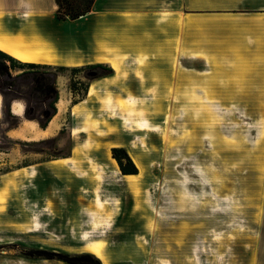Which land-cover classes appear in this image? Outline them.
I'll list each match as a JSON object with an SVG mask.
<instances>
[{"label": "rangeland", "instance_id": "1", "mask_svg": "<svg viewBox=\"0 0 264 264\" xmlns=\"http://www.w3.org/2000/svg\"><path fill=\"white\" fill-rule=\"evenodd\" d=\"M46 2L68 38L84 34L82 23L59 21L55 1ZM237 4L96 0L92 15L106 19L102 29L112 30L108 48L120 65L114 82L86 97L72 117L70 105L81 101L71 81L78 93L91 84L84 71L72 70L87 65L53 67L67 68L58 87L69 104L58 110V132L37 142L9 132L20 131L25 118L16 117L18 127L10 130L2 98L0 264H65L33 255L83 254L95 242L111 264H264V94H214L216 88L259 91L249 80L256 73L212 51L217 42L223 46L226 26L242 23L248 12ZM49 139L54 148L40 143ZM78 147L80 158L74 156ZM117 148L138 169L130 175L139 176L138 199L111 160ZM58 160L64 161L59 170L45 168ZM88 176L96 186L84 182ZM98 197L107 210L102 215Z\"/></svg>", "mask_w": 264, "mask_h": 264}, {"label": "crops", "instance_id": "2", "mask_svg": "<svg viewBox=\"0 0 264 264\" xmlns=\"http://www.w3.org/2000/svg\"><path fill=\"white\" fill-rule=\"evenodd\" d=\"M22 2L16 3V4H9L7 2H1L0 3V24H4V26H8L11 29H18L17 25H24L25 16L27 15L24 11L22 12V8L26 9L28 5L32 4L33 2H44L41 3L39 6H33V10L31 13H34L36 16L42 17V14L40 13V8L46 9L50 12V15H52V18L50 19V24H52V34H54L55 42L53 43L56 45L57 51H54L55 48L52 45H45L44 50L42 53L47 54L50 57H53L54 55H57V58L60 59V61H57L55 63H40L35 61H20L23 63H30V64H37V65H43L48 67H55V66H64V67H80L84 65L89 64H106L110 65L111 63H118L116 61L111 53L108 47H110L112 41L109 40V36L112 33L104 31L102 29L103 22L106 20L104 17L99 18L97 20L96 15H92L90 13L86 17H83L77 21H74L75 23H82L86 27V31L84 34L77 35L73 38H68L66 34L62 32V28L64 27L63 24H60L58 21H56L55 16L52 14L50 10V5L47 4L46 0H21ZM243 6V8L248 11L246 13H243L244 17L242 18V23L239 24H228L226 26V34L222 35V44L223 46H220V44L217 42L218 45L215 46V44L212 45V51L215 52V50L221 51L219 54L223 55L226 54L227 62L228 63H236L244 65L242 67L243 70L254 72L253 76L249 77V80H255L257 83L255 84L253 82V86H258L254 90L259 88V91H246V92H237L235 93V89L228 88V92L226 93H220L216 88V91H214V94L216 95H263L264 93L261 91V89H264V0H238L237 7ZM120 11H128V8L124 5L120 6ZM238 9V8H237ZM95 14V12H94ZM41 20V18H38V21ZM97 20V21H95ZM118 17L116 16V27L115 28V38H117L116 43H119V37L122 35V27H120L122 24L118 22ZM71 22V21H70ZM120 25V26H119ZM120 27V28H118ZM48 35L47 33H41V35ZM128 36V34H127ZM219 35H212V41H218ZM186 39V38H185ZM109 40V42H108ZM114 40V41H115ZM215 43V42H213ZM117 46V44H114ZM184 45L186 46V40L184 41ZM118 48V47H117ZM3 52V51H2ZM5 53V52H4ZM7 54V53H6ZM9 55V54H8ZM11 56V55H10ZM19 61V60H18ZM157 63H165L167 62L164 59H159L156 61ZM116 72H119V69H114ZM60 77L58 78V82L60 80ZM116 78V75H113L111 77H105L98 79L94 82H91L89 86V92L87 97L91 95H95L97 92V89L101 90L102 92L105 90V86L108 83L114 82L113 80ZM195 83H199L201 80L198 76H194L192 78ZM180 83L183 84V82L186 84L187 78L186 77H180ZM139 86H142L138 84ZM252 86V87H253ZM115 87L119 88L121 85L115 83ZM250 87V88H252ZM250 88H246V90H249ZM138 89H141L138 88ZM239 89V87L237 88ZM60 95H61V89H59ZM63 91V90H62ZM65 95V100L67 101V96L65 91H63ZM117 94V92H115ZM87 100H83L79 103H73L69 107V111L72 117H76V113L79 112L81 104L85 103ZM69 102L67 101V106ZM66 106V108H67ZM123 111H129L127 105H122ZM65 108V109H66ZM64 109V110H65ZM58 117L60 116V113L57 114ZM56 115V116H57ZM55 116V117H56ZM24 117V116H23ZM54 117V119H55ZM53 119V120H54ZM25 120V119H24ZM52 120V122H53ZM51 122V123H52ZM50 123V124H51ZM59 126V123H58ZM50 126L46 130H42L43 132H46L49 129ZM60 128V126H59ZM12 132V131H9ZM57 133V132H56ZM80 134L83 135L85 132L82 130L80 131ZM55 135V134H54ZM50 136H53V134H50ZM84 151L81 150L80 147L76 148L74 150V156L80 158L83 156ZM111 160L113 164L117 167L116 160L112 157ZM66 161V160H65ZM69 161V159H67ZM62 163L64 161H51L47 163L48 167H45L46 169H53V170H59L62 168ZM118 168V167H117ZM22 169H17L13 172H9L8 174L2 176V178H6L12 174L21 172ZM35 173V177H37L36 171H33ZM130 177V176H123ZM126 181V180H125ZM85 183H88L91 186H96L98 181L93 178L92 176H88L84 180ZM3 183L0 181V187ZM134 194V191H132ZM97 204L100 206L101 209V215L106 213V208L103 206V201L101 198L96 199ZM139 211V210H138ZM87 253H91L90 251ZM92 254V253H91Z\"/></svg>", "mask_w": 264, "mask_h": 264}, {"label": "trees", "instance_id": "3", "mask_svg": "<svg viewBox=\"0 0 264 264\" xmlns=\"http://www.w3.org/2000/svg\"><path fill=\"white\" fill-rule=\"evenodd\" d=\"M57 6V19L59 21H77L86 17L93 11L96 0H54ZM67 68H53L48 66L21 63L12 56L0 51V95L3 98L5 120L9 129H16L18 122L11 113L14 102H23L25 105L24 118L38 123L42 130H46L54 117L58 114L60 91L58 78ZM84 71L85 79L94 82L98 79L111 77L114 69L106 64L87 65L75 68L72 72ZM77 84L71 81L70 91L78 95L83 101L89 88L78 93ZM44 145L56 146L55 139L40 142ZM112 157L118 163L124 176L138 175V169L128 152L124 148L112 150ZM33 256L45 260H58L65 264H102L100 259L90 253L70 255L50 251H37Z\"/></svg>", "mask_w": 264, "mask_h": 264}, {"label": "bare ground", "instance_id": "4", "mask_svg": "<svg viewBox=\"0 0 264 264\" xmlns=\"http://www.w3.org/2000/svg\"><path fill=\"white\" fill-rule=\"evenodd\" d=\"M44 2H33L25 8H22V12L24 11L27 15L25 16L24 25H17L18 29H11L8 26H4V24H0V51H3L13 58L19 61H35L40 63H55L60 61L57 58V55L50 57L47 54L42 53L45 48V45H52L57 51L54 34H52V24H50V19L52 15L46 9L40 8V13L42 17L36 16L34 13H31L33 10V6H39ZM45 4V3H44ZM38 18L41 20L38 21ZM41 33H47L48 35H41ZM113 69H119L118 63H111L109 65ZM1 100L2 97L0 95V115H1ZM67 106V101L65 100V95L61 90L60 100L58 102L57 108L59 112H63ZM25 106L21 102H14L12 105V114L18 118H22L24 116ZM58 115L55 117L53 122L49 125V129L46 132H43L39 127L38 123L33 121L24 120L23 127L20 131H12L11 133L15 135L17 138L25 141H40L42 138H46L50 136V134H56L59 130V126L57 123ZM141 159V158H140ZM116 162V161H115ZM33 177H35V173H33ZM141 179V178H140ZM128 188L131 191H134V195L136 199L139 198V194H135L137 191V186L139 183V176H130L125 177ZM89 251L95 255L102 264H111L110 260L106 254L105 249L101 246L100 242L90 243ZM90 253V254H91Z\"/></svg>", "mask_w": 264, "mask_h": 264}]
</instances>
